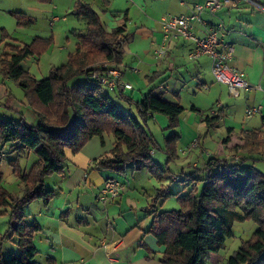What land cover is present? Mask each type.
<instances>
[{
  "label": "trees",
  "instance_id": "obj_1",
  "mask_svg": "<svg viewBox=\"0 0 264 264\" xmlns=\"http://www.w3.org/2000/svg\"><path fill=\"white\" fill-rule=\"evenodd\" d=\"M11 13L18 26L32 23L25 13ZM73 13L86 22L85 32L67 62L52 68L48 76L36 79L21 66L24 59L40 52L36 42L5 44L8 51L0 58V75L13 80L23 90L37 119L34 124H29L22 113L18 120L0 118V164L1 150L9 143L18 156L25 152L37 156L27 172L19 168L16 159L9 161L14 174L22 181L21 196L1 186L0 170V208L8 207L10 212L6 235L18 238V252L7 258L0 254V264H38L33 260L37 254L33 235L40 227L37 223L25 224L23 207L35 199L46 204L53 197V191L45 187L44 179L63 173L66 150L77 153L93 136L112 134L115 144L111 156L100 159L99 164L118 174L125 172L128 163L134 170L146 167L154 172L155 168L159 169L149 152L158 144L137 116L119 108L111 94H103L96 80L87 78L69 84L73 77L86 75L85 71L92 69L91 63L98 58L121 63L125 25L112 29L104 27L99 14L83 1L75 3ZM122 98L131 103L130 98ZM13 99V94L7 91L5 101L0 105L10 108ZM133 105L144 124L153 113L166 115L167 128L177 125L184 110L179 102L167 101L162 94L151 92ZM219 119L218 114L202 118L211 126ZM178 139L179 135L172 133L164 141L167 163L177 157ZM237 149L246 156L264 158V136L258 130L238 135L232 128H227L226 136L220 139L218 154ZM212 158L219 159L209 158L204 175L195 173L200 178L197 184H202L200 190L193 180L187 194L176 193L181 203L179 209L159 210L156 202L166 189H158L151 211L152 221L146 232L164 246L163 264H206L208 261L219 264L223 261L221 250L225 241L233 235L234 222L250 219L256 224L255 230L226 259V264H264V172L253 164H246L247 157L235 160L222 157L221 162ZM194 172L196 170L186 174L185 178H190Z\"/></svg>",
  "mask_w": 264,
  "mask_h": 264
},
{
  "label": "crops",
  "instance_id": "obj_2",
  "mask_svg": "<svg viewBox=\"0 0 264 264\" xmlns=\"http://www.w3.org/2000/svg\"><path fill=\"white\" fill-rule=\"evenodd\" d=\"M82 1L92 4L91 0ZM118 1L93 0V9L99 14L104 27L112 29L125 25L122 61L115 64L109 59L107 66L117 69L121 79L130 83L132 88L115 90V97L130 98L131 103L127 102L132 105L151 92L162 94L167 101L180 103L182 94L192 92L196 96L192 99L196 101L191 103L190 110L195 107L198 112L200 106L197 97H211L214 105L206 115H220L215 126L206 125L202 120L206 115L187 113L184 119L186 106L180 103L184 110L178 117L177 132L171 128L163 130L164 136L171 132L179 134V139L188 145L196 139V134H188V138L183 132L194 133V130L199 132L203 128L211 132L215 127L224 126L225 129L232 128L238 135L258 130L264 136V8L242 0L236 6L224 3L214 13L205 10L201 14L203 23L193 24L194 33L202 36L207 27L223 23L222 40L234 49L229 63L244 72L250 85L248 89H240L237 94H232L227 84L215 80L208 55L196 60L187 57L194 44L192 40H172L165 58L158 59L155 55L162 39L161 17L188 13L193 4L202 0H122L119 12L114 8ZM252 1L264 7V0ZM2 2L0 0V4ZM76 18L85 30L86 22L77 15ZM10 38L16 42L11 40L5 44H20L17 38ZM209 71L213 79L207 77ZM136 79L140 85L135 89L131 81ZM8 81L9 78L0 75V96L6 97L8 88L5 83ZM111 98L115 102L112 94ZM26 104L25 99L22 105ZM246 109L256 110L247 115ZM31 116L30 119L24 117L26 122L34 124L36 116L33 112ZM199 133L196 142L200 141ZM114 144V136L103 133L89 139L77 153L66 150L63 173L44 179L45 187L53 191V197L46 204L41 199H35L23 207L25 224L37 223L40 227L33 235L37 250L33 260L38 264H163L164 246L146 232L152 221L151 211L156 196L144 188L142 182L138 183L140 173L134 170L131 163L125 166L122 174L99 164L100 159L111 156ZM228 152L231 150L222 157H240L241 150L237 149L231 155ZM244 157L252 161L259 156ZM109 176L119 179L121 193L116 199L102 202L97 200L96 194ZM162 186L166 185L161 183ZM22 191L23 188L18 190V194H13L20 196ZM5 229L7 231L8 224ZM10 239L16 245L13 251L9 250L8 256L18 252V238L14 236ZM37 256L41 260L35 259ZM206 264L213 263L208 261Z\"/></svg>",
  "mask_w": 264,
  "mask_h": 264
},
{
  "label": "rangeland",
  "instance_id": "obj_3",
  "mask_svg": "<svg viewBox=\"0 0 264 264\" xmlns=\"http://www.w3.org/2000/svg\"><path fill=\"white\" fill-rule=\"evenodd\" d=\"M78 1L82 0H3L2 4H0V58L3 52L8 51L5 43L12 41L16 42L15 39L10 38L15 37L20 44L37 43L40 52L27 57L21 62V66L36 79L48 76L52 68L65 64L68 60L69 54L75 50L81 34L85 32V30L82 29V23L77 20L76 15L73 13L75 3ZM91 1V6L93 7V0ZM122 4V0H119L116 3L114 7L116 8V11L122 8ZM14 10L22 13L25 12L27 17L31 18L32 23L18 26L16 23V17L11 13V11ZM120 16L123 15L120 14ZM102 64L108 65L107 60L104 58H98L94 64L91 63V66H100ZM141 77L142 76H139V78ZM207 77L213 79L210 71ZM86 79L87 77L83 73L73 77L69 84L71 85L73 82H80ZM137 80L138 79L131 81L134 84L135 89L140 85ZM5 84L8 88L7 90L12 92L14 99L13 102L10 103V108L0 105V118H2V120H18L20 118L19 113H22L30 119L33 111L30 112L31 107L28 103L22 105L26 99L23 90L11 79ZM111 94L112 97L115 98V103L119 108L137 116L140 123L152 133L158 144L156 148L149 152L152 154L151 152L153 151L151 157L156 163H158L159 169L155 168L154 172L146 167L136 170L140 173V180H137L138 183L142 182L144 188H147V190L152 192L154 196L159 194L158 189H161V183L165 184L166 186L162 187L164 190L166 188V190L164 191L163 196L158 197V202H156L157 207L160 208V210L179 209L181 203L176 193L180 192L181 194H187L192 186L190 183L194 180L196 185L200 179L195 173H199L201 176L206 173L204 166L207 164L209 158L218 157L219 159L212 158L211 160L221 162L222 156L225 155V153L222 155L218 154L220 139L226 136L225 127H215L211 132H208L206 128L200 129L199 132H201L202 138L200 137V141L196 142V145H193V147L186 153H181V150H185L191 145L186 144V141L183 139H178L176 142L177 157L167 163V154L164 152V141L170 137L172 133L177 132V128H175L176 126L171 128L174 132L164 136L163 130L170 129L167 128V126L165 127L168 121L166 115L161 113L154 114L152 117H149L144 124L137 115L133 104L129 105L125 99L115 97L114 95L116 94L113 92H111ZM192 97H196L192 92L182 94V102L180 103L183 106H186L184 119H186L187 113H197L200 116H204L209 113L208 111L210 107L214 105L211 97H202L201 95L197 97V102H199L197 104L200 106V112L190 110L191 103L196 101H193ZM5 98V96H0V104L4 103ZM16 105L20 107L16 109ZM199 132L194 130V133H189V131L183 133L187 137L188 134H190V136L196 134L195 138L197 139L200 134ZM232 152L233 151L231 150V152H228L227 154ZM1 153H3L0 164V170L2 173L1 186L11 193H17L18 190L23 188V184L22 181H20V178L14 174L13 166L10 165L9 161L16 159L19 168L23 172H27L31 165L37 160V156L32 152H25L18 156V153L13 151L10 143L2 148ZM239 154L240 158H238L239 156L236 158L244 159L243 157L245 153L241 151ZM258 156V158L252 159V161L246 160V164H253L257 169L264 172V158H261L260 155ZM232 158L234 159L235 157L230 156L229 159ZM201 166L203 167L201 168ZM198 167L201 168V170L197 169ZM127 170L131 171V168L127 167ZM194 170H196V172H194L190 178L186 179L185 175ZM197 185L200 190L202 184L199 183ZM9 215L10 212L8 207L0 208V229L4 228L1 229L2 232L0 233V254H2L4 258L8 257L9 250L15 248V242L6 235L7 231L5 228H7V224H9ZM255 228V222L250 219L234 222L232 226L233 235L226 239L225 246L221 250L224 258V261L221 263L226 264V259L233 254L242 241L248 240L251 237ZM4 232H6V236H3ZM35 259L41 260V257L37 256Z\"/></svg>",
  "mask_w": 264,
  "mask_h": 264
},
{
  "label": "built area",
  "instance_id": "obj_4",
  "mask_svg": "<svg viewBox=\"0 0 264 264\" xmlns=\"http://www.w3.org/2000/svg\"><path fill=\"white\" fill-rule=\"evenodd\" d=\"M240 0H202L200 3L193 4L188 13L178 15H167L160 19L162 39L155 55L158 59H163L167 56L169 45L172 40L182 38L192 40L194 42L192 48L188 51L187 57L190 60H196L202 55H208L211 58L212 72L216 81L227 84L228 90L232 94H237L240 89H248L249 83L245 79L244 72L230 65L229 61L233 56V46L226 44L222 40L223 23L219 22L212 27H207L202 36H197L193 31L194 23H203L201 14L207 10L214 13L224 3L236 6ZM250 3L255 7H262L259 3L252 0H242ZM92 67V66H91ZM87 78L96 80L102 88L103 94H110L115 90L124 91L132 88V85L121 79L120 72L108 67L105 64L95 66L93 69H87ZM256 109H246V114L251 115ZM151 116L150 113H147ZM182 153L188 152L193 145H196V140H193ZM121 183L117 177L109 176L105 178L102 187L96 194L99 201L105 202L113 200L120 196ZM223 264V263H220Z\"/></svg>",
  "mask_w": 264,
  "mask_h": 264
}]
</instances>
